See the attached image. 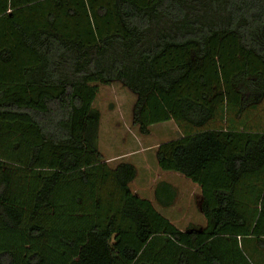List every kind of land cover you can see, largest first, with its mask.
Returning <instances> with one entry per match:
<instances>
[{
    "label": "trees",
    "instance_id": "16d2710c",
    "mask_svg": "<svg viewBox=\"0 0 264 264\" xmlns=\"http://www.w3.org/2000/svg\"><path fill=\"white\" fill-rule=\"evenodd\" d=\"M115 82L140 136L180 129L156 159L200 187L204 228L108 165L93 105ZM263 109L264 0H0V264H258Z\"/></svg>",
    "mask_w": 264,
    "mask_h": 264
},
{
    "label": "rangeland",
    "instance_id": "374dc122",
    "mask_svg": "<svg viewBox=\"0 0 264 264\" xmlns=\"http://www.w3.org/2000/svg\"><path fill=\"white\" fill-rule=\"evenodd\" d=\"M96 86H98L99 92L93 106L95 109L99 110L102 115L99 131V147L101 152L105 157L113 156L111 161L115 166L112 168H115L122 162L134 165L138 175L136 180L132 183L133 190L139 193V197L142 199L155 200V209L162 216H167L168 220L171 222V208L167 210L160 208L157 205L156 195L154 196V191L157 189L160 182L164 183L168 181L171 183L172 180L171 173L161 171L156 159L157 147L163 142L171 140V137L162 139V133H165L162 129L168 127L169 124L154 125L151 128L152 133L150 136L141 137L135 130L136 128L132 125L133 108L137 101V96L123 88L118 82L112 83L109 86L101 84H96ZM112 131H115L119 136L117 141L110 138L109 135ZM129 151H132L133 153L131 154L133 155L128 158L126 154ZM150 196L153 197V199ZM182 196H184V194ZM182 200L180 196L181 202H178V206L187 207V203H183ZM181 222H184V220ZM175 227L182 231H186L195 228H204L205 226H187L181 224ZM255 244L256 242L254 245ZM256 257L258 264H264V250H259V254Z\"/></svg>",
    "mask_w": 264,
    "mask_h": 264
},
{
    "label": "crops",
    "instance_id": "0c3cea01",
    "mask_svg": "<svg viewBox=\"0 0 264 264\" xmlns=\"http://www.w3.org/2000/svg\"><path fill=\"white\" fill-rule=\"evenodd\" d=\"M163 124H169V125H168V127H165L164 129H162L165 131V133H162V135H163L162 139H164L166 137H171V140H167V142H172V141L179 140L180 138L183 137L180 129L178 128V126L173 121L163 123ZM135 130L137 131V129H135ZM110 133L111 134L109 136L111 139H114L116 141L119 139V136L116 134L115 131H112ZM151 133H152V131H151ZM99 140H100V135H99ZM167 142H163V143H167ZM159 146L157 147V149L159 148ZM131 153H133V152L132 151L127 152L126 155L128 156V158L133 155ZM112 157L113 156H106L105 157L108 165L111 166V168L113 166H115V164H113V162L111 161ZM171 178H172L171 183H169L168 181L164 182L165 184H167L171 187V195L175 196L173 204H171V207H169V208H171V223L174 226L181 225V224L187 225V226H199V225L206 226L207 220L205 219L204 215L202 214V212L200 210V205H201V200H202V191H201L200 187L198 185L192 183L190 180L186 179L182 175H179L177 173H171ZM155 186H157V185H155ZM132 187L133 186L131 184L132 191L139 196V193L134 191ZM183 194H184V196H182ZM155 195H156V190L154 191V196ZM180 196H181V199H183L182 202L187 203V207H185V206L181 207L180 205L178 206V202H181ZM151 198L153 199V197H151ZM163 198H164V200L166 199L165 197H163ZM145 200H148V199H145ZM148 201H151V200H148ZM154 201L155 200L151 201L153 203V205L155 204ZM157 205L160 208H162L163 210L169 209V208H164L159 204H157ZM165 218H167V216H165ZM182 220H184V222H181ZM194 220H197L198 222L194 221Z\"/></svg>",
    "mask_w": 264,
    "mask_h": 264
}]
</instances>
